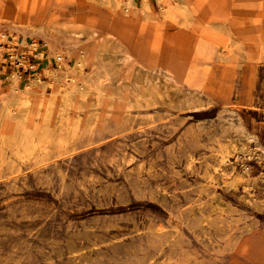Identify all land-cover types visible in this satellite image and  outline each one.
<instances>
[{"label": "rangeland", "instance_id": "374dc122", "mask_svg": "<svg viewBox=\"0 0 264 264\" xmlns=\"http://www.w3.org/2000/svg\"><path fill=\"white\" fill-rule=\"evenodd\" d=\"M126 1L0 0V264H264V0H226L243 42L185 30L182 60L148 0L146 62L108 35L144 28Z\"/></svg>", "mask_w": 264, "mask_h": 264}, {"label": "bare ground", "instance_id": "6f19581e", "mask_svg": "<svg viewBox=\"0 0 264 264\" xmlns=\"http://www.w3.org/2000/svg\"><path fill=\"white\" fill-rule=\"evenodd\" d=\"M129 1L131 0H128V2ZM135 1L136 0H133V2ZM140 1H141L140 10L142 14L144 15V19L146 21V23L144 24V28H142L140 24H135L130 27L128 25H125L119 22L118 19H116L115 17L112 18L111 21L107 23V27L111 31V33H108L111 41L115 42V44L118 47L125 50V52L129 56L131 57L135 56V58H138V60H141L139 58L143 57L140 54V51H141L140 46H143V43H142L143 36H144L143 30L145 31L147 25L153 22V15H156V13H154V11L151 10V5L148 0H140ZM225 1L226 0H156L157 4L159 5V10H160L158 13V16L161 18L162 22L164 23L166 27L171 28V30L175 31L174 33H171V35L164 36V39H163L165 43H168L169 45L172 46L171 53L161 54L159 57H161L162 55H166V56L168 55L169 58L177 57L181 60L182 58L187 57V55L184 53V50H183L184 48L183 47L184 45L183 33L185 32V30H188L189 32L193 33L192 34L193 36L192 46L196 47L198 51L199 50L200 51H205V50L211 51L212 50L213 52L217 47H219V50L221 52L220 54L224 53L225 48L227 47V40L224 37H222L223 34L222 36L218 35V37H220L218 38V41L216 40L210 43L208 41L203 40L201 34L210 33L209 35L211 37H214L216 32L221 34V30L225 28L228 29L229 32H231L234 39H236L237 41L240 40L241 42H243L241 38L239 37V35L236 34L235 32L236 29L235 27H233V24L228 23L227 21V19L228 20L230 19L227 18ZM123 6L129 7L130 4H124V5L120 4V5H117L116 7L121 8ZM123 18L124 17H122V19ZM60 29L62 30V32H65L64 27L60 26ZM76 29L77 30L73 32L69 31L68 35H70L71 38H76L77 35H81L82 33H86V35L88 36H91L92 34H94V30L88 25H80V26H77ZM51 30H54V28L50 29L49 31ZM0 36L2 38H6L5 35H0ZM7 51L9 53L10 52L12 53L13 49L10 48ZM72 56H75V60H76L75 64L72 67L69 68L67 67L66 64L65 65L63 64L67 72L60 71L59 73L55 72L53 74H49L51 78L54 79V83L56 85H58L59 80L62 77L74 78L75 76H80L82 74V68H81L82 54L74 53V50H73ZM189 57L197 58L198 56L194 55V56H189ZM142 61L146 62L147 60L145 61L141 60L140 62ZM20 62L24 65L25 64L24 58H22ZM84 62L85 61H83V63ZM156 67L158 69L157 72L162 76V79H163L168 72L167 65L166 64L164 65L162 63L160 64L157 63ZM176 72L179 74L177 70ZM140 73L142 74V72ZM144 77H147V75ZM13 78L16 79L17 75L14 74ZM163 81L168 88H172L176 86L175 84H173L172 82H168L167 80H163ZM184 81L189 86L193 83L195 84L196 82H198L196 79H186ZM14 82H16V80H14ZM30 82L31 84H35L36 79L30 80ZM144 84H146V81L144 82ZM202 87L205 91H211L208 87L204 85ZM14 90H15V94L20 97V96H23V94L25 93L26 87L23 89L15 88ZM190 90L192 92L195 91L194 88ZM138 93H140L139 90H138ZM7 108L11 113L16 111L15 108H12L9 105L7 106Z\"/></svg>", "mask_w": 264, "mask_h": 264}, {"label": "built area", "instance_id": "2783aa9c", "mask_svg": "<svg viewBox=\"0 0 264 264\" xmlns=\"http://www.w3.org/2000/svg\"><path fill=\"white\" fill-rule=\"evenodd\" d=\"M14 52H15L14 50L12 51V53L10 52L11 55H13ZM17 55H18V54H17ZM22 56H23V55H22ZM22 58H24V57H22ZM22 58H21V59H22ZM21 59H20V60H21ZM20 60H19V63H21ZM24 60H25V59H24Z\"/></svg>", "mask_w": 264, "mask_h": 264}]
</instances>
